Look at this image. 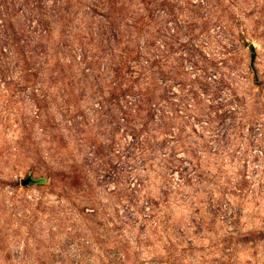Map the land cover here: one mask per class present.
<instances>
[{"label":"rangeland","instance_id":"obj_1","mask_svg":"<svg viewBox=\"0 0 264 264\" xmlns=\"http://www.w3.org/2000/svg\"><path fill=\"white\" fill-rule=\"evenodd\" d=\"M0 264H264V0H0Z\"/></svg>","mask_w":264,"mask_h":264},{"label":"water","instance_id":"obj_2","mask_svg":"<svg viewBox=\"0 0 264 264\" xmlns=\"http://www.w3.org/2000/svg\"><path fill=\"white\" fill-rule=\"evenodd\" d=\"M249 48H250V51H251V57H252V60H254L255 55H256V51H255L254 45L251 43V44L249 45ZM23 182H24V183H28L26 180H24Z\"/></svg>","mask_w":264,"mask_h":264}]
</instances>
